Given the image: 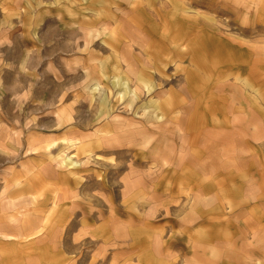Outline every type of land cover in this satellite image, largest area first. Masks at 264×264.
Instances as JSON below:
<instances>
[{
  "label": "rangeland",
  "instance_id": "rangeland-1",
  "mask_svg": "<svg viewBox=\"0 0 264 264\" xmlns=\"http://www.w3.org/2000/svg\"><path fill=\"white\" fill-rule=\"evenodd\" d=\"M0 264H264V0H0Z\"/></svg>",
  "mask_w": 264,
  "mask_h": 264
},
{
  "label": "crops",
  "instance_id": "crops-1",
  "mask_svg": "<svg viewBox=\"0 0 264 264\" xmlns=\"http://www.w3.org/2000/svg\"><path fill=\"white\" fill-rule=\"evenodd\" d=\"M96 89H99V88L96 87ZM96 89H94V90H96ZM92 90H93V89H92ZM134 97H136V95H135ZM104 102L106 103V100H104ZM155 112H156L155 115H156L158 118H160V117H161V115H160L161 112H159V107H158V108H155ZM74 144H75V143H74ZM69 158H70V157H69ZM6 236H7V237H10V236H8V235H3L4 238H5Z\"/></svg>",
  "mask_w": 264,
  "mask_h": 264
}]
</instances>
